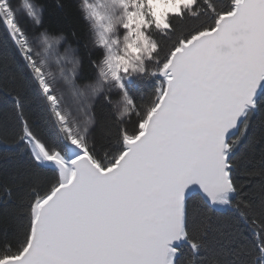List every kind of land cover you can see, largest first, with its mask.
Returning <instances> with one entry per match:
<instances>
[{"label":"snow or ice","instance_id":"1","mask_svg":"<svg viewBox=\"0 0 264 264\" xmlns=\"http://www.w3.org/2000/svg\"><path fill=\"white\" fill-rule=\"evenodd\" d=\"M56 8L0 0V264H264V0Z\"/></svg>","mask_w":264,"mask_h":264},{"label":"trees","instance_id":"2","mask_svg":"<svg viewBox=\"0 0 264 264\" xmlns=\"http://www.w3.org/2000/svg\"><path fill=\"white\" fill-rule=\"evenodd\" d=\"M57 3H58V0H49L50 9H51L54 16L62 14L60 12V10L56 8ZM67 23L69 25H72L74 23V21L69 17L67 20ZM6 211L7 210L2 205H0V219L4 218Z\"/></svg>","mask_w":264,"mask_h":264}]
</instances>
